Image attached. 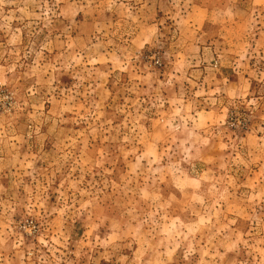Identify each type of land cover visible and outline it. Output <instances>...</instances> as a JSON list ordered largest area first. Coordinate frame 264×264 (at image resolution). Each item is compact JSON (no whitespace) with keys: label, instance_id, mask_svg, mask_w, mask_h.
I'll use <instances>...</instances> for the list:
<instances>
[{"label":"rangeland","instance_id":"obj_1","mask_svg":"<svg viewBox=\"0 0 264 264\" xmlns=\"http://www.w3.org/2000/svg\"><path fill=\"white\" fill-rule=\"evenodd\" d=\"M0 264H264V0H0Z\"/></svg>","mask_w":264,"mask_h":264}]
</instances>
